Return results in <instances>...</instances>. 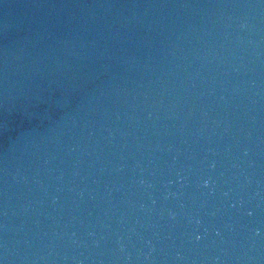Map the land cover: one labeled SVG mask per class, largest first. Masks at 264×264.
I'll list each match as a JSON object with an SVG mask.
<instances>
[{"label": "water", "instance_id": "1", "mask_svg": "<svg viewBox=\"0 0 264 264\" xmlns=\"http://www.w3.org/2000/svg\"><path fill=\"white\" fill-rule=\"evenodd\" d=\"M0 264H264V0H0Z\"/></svg>", "mask_w": 264, "mask_h": 264}]
</instances>
